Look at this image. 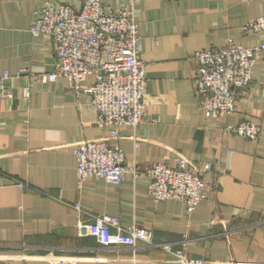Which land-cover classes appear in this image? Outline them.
<instances>
[{
    "label": "crops",
    "instance_id": "1",
    "mask_svg": "<svg viewBox=\"0 0 264 264\" xmlns=\"http://www.w3.org/2000/svg\"><path fill=\"white\" fill-rule=\"evenodd\" d=\"M47 2L82 4L0 0V264H183L161 248L169 243L184 244L206 264H264V57L236 111L219 119L201 110L193 57L230 39L263 43L264 33L247 35L243 26L264 15V0H101L134 11L147 71L143 121L123 125L110 143L140 172L177 156L198 167L211 163L207 198L191 214L183 201H155L148 177L132 171L120 185L79 181L73 145L105 138L108 128L99 125L89 93H76L66 78L42 83L28 74L57 63L52 38L31 31ZM6 87L12 96H3ZM248 120L262 129L256 141L228 129ZM103 214L146 227L154 245L102 246L90 224Z\"/></svg>",
    "mask_w": 264,
    "mask_h": 264
},
{
    "label": "built area",
    "instance_id": "2",
    "mask_svg": "<svg viewBox=\"0 0 264 264\" xmlns=\"http://www.w3.org/2000/svg\"><path fill=\"white\" fill-rule=\"evenodd\" d=\"M31 31L35 36L52 38L57 63L50 72L28 74L35 82L42 83L66 78L76 93H89L99 125L108 128L105 138L82 140L73 145L79 181L94 177L120 185L125 174L132 171L136 176L148 177L149 194L155 201H183L191 214L207 198L211 185L204 173L211 169V163L198 167L188 158L177 156L173 164L157 162L140 172L127 166L124 151L110 143L119 137L123 125H139L147 111V71L134 11L106 8L101 0H82L80 7L47 2L37 11ZM243 31L247 35L264 33V15L248 21ZM193 57L194 84L201 110L207 118L219 119L234 113L240 93L253 85L255 66L264 57V42L245 46L230 39L220 48L198 50ZM24 72L22 69L12 75L6 71L3 78L20 77ZM2 94L12 96V89L6 87ZM28 94L25 90V95ZM228 129L252 141L262 133L260 126L250 120L230 125ZM74 208L82 211L79 204ZM90 230L104 247L135 248L140 242L154 245L149 229L136 224L123 226L119 217L110 214L94 216ZM161 248L183 264H206L191 259L184 244L180 248L172 243L163 244Z\"/></svg>",
    "mask_w": 264,
    "mask_h": 264
}]
</instances>
